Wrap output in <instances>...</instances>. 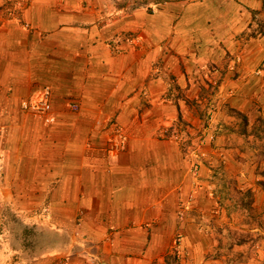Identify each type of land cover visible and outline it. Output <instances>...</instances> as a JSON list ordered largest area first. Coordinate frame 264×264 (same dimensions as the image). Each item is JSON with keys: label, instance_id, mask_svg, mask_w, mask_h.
Returning a JSON list of instances; mask_svg holds the SVG:
<instances>
[{"label": "crops", "instance_id": "1", "mask_svg": "<svg viewBox=\"0 0 264 264\" xmlns=\"http://www.w3.org/2000/svg\"><path fill=\"white\" fill-rule=\"evenodd\" d=\"M263 22L264 0H0V264H218L201 219L233 179L264 199L243 177L264 169ZM45 87L52 123L20 107Z\"/></svg>", "mask_w": 264, "mask_h": 264}, {"label": "rangeland", "instance_id": "2", "mask_svg": "<svg viewBox=\"0 0 264 264\" xmlns=\"http://www.w3.org/2000/svg\"><path fill=\"white\" fill-rule=\"evenodd\" d=\"M17 5L19 4L14 2L13 4H9L6 9L13 8L14 6L18 7ZM7 12L9 13V11ZM10 16L15 18V14L13 12H10ZM262 24L263 28L259 30V34L264 31V22ZM256 70L254 73L260 74L256 73ZM228 93L231 94L232 92L229 90ZM211 117L212 116H210V119ZM216 130L217 129L215 127L213 128L209 124H206L203 130L205 133L201 134V138L199 139V144H197V146H201V144L203 145L205 143L212 144L216 140ZM250 133L257 140H252V143L248 146H251V150H248V152H251V156H253L256 160L259 158L264 159V123L262 125L259 123L256 125L254 124ZM109 136L110 138H113L111 128ZM232 143H235V141H232ZM108 145L109 142L107 144V148ZM185 146L187 149H191L195 145H192V143L189 142V144H185ZM248 152L244 153L247 154ZM194 155L195 156L192 155L191 151L189 159L191 169H193L195 173L199 169L200 165H205V167L209 170H214V168L216 170H221L222 165H224L225 160L223 159V155L216 157L213 160L209 159L208 162H203L202 159L200 160L199 153L198 155L196 153ZM200 155L203 156L204 153L200 152ZM194 157L197 158V161ZM191 159H193L194 162H191ZM246 173L247 172L244 173L243 177L245 179L248 178L247 182H251L256 185L259 183L261 187H264V169L258 172L260 178L259 180L255 179L258 174L257 172H254L251 176H247ZM233 180V193H231L233 196V202L230 205L228 204L223 206L225 212H228L225 218L221 220L218 225H215L214 222L207 218L201 219L198 224L201 234L210 239L211 245L213 246L210 253L205 259H203V261L207 262L208 259H217L219 260L218 264H264V199H261L263 198L261 197L256 203L253 191L247 187H237V179ZM213 191L212 193H214ZM218 206H220L219 202ZM178 242L179 241L176 240L177 245L179 244Z\"/></svg>", "mask_w": 264, "mask_h": 264}, {"label": "built area", "instance_id": "3", "mask_svg": "<svg viewBox=\"0 0 264 264\" xmlns=\"http://www.w3.org/2000/svg\"><path fill=\"white\" fill-rule=\"evenodd\" d=\"M132 40H133L132 37L128 39V41H132ZM118 42L119 39H115V44H117ZM115 49L117 50V48ZM256 73H261V69L258 68L256 70ZM49 98H50L49 90L48 88L45 87L42 89L39 98L33 100L22 99L20 101V107L22 108V110H24L25 112H29L34 117L40 118L46 123H52L55 118L49 109ZM71 108L76 109V106L71 105ZM111 134L113 138H110L109 140L108 150L110 151L121 150L125 145V141H126L125 134L117 125H112ZM52 264H69V259L67 256H58L55 258Z\"/></svg>", "mask_w": 264, "mask_h": 264}]
</instances>
